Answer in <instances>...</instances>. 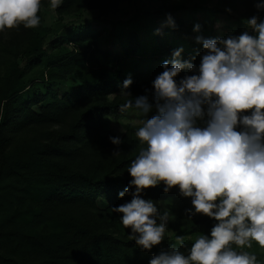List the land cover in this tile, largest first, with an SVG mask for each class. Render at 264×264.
<instances>
[{
	"label": "trees",
	"instance_id": "16d2710c",
	"mask_svg": "<svg viewBox=\"0 0 264 264\" xmlns=\"http://www.w3.org/2000/svg\"><path fill=\"white\" fill-rule=\"evenodd\" d=\"M138 1L64 0L48 31L40 23L0 33V264H149L159 254L157 246L138 248L120 221L122 214L110 211L131 201L130 195L118 194L132 179L127 171L132 160L146 147L135 135L141 126L138 112L119 107L146 89L153 91L152 81L174 50L183 47L184 59L203 50L194 36L160 41L156 29L167 14L176 24L168 28L173 38L187 25L186 17L192 27L198 23L201 31L226 37L245 30L243 21L257 14L254 5L260 0H218L213 6L157 0L162 7L155 11L136 12L129 20L111 17V6L136 7ZM49 4L42 0L41 21ZM259 15L264 19V12ZM192 62L198 66L200 57ZM186 74L194 73L182 71L176 78ZM129 76L133 83L126 91L133 98L121 94ZM62 83L73 85L63 91ZM110 136L124 142L117 147ZM6 179L10 183L3 185ZM164 187L161 182L142 194L174 217L173 237L161 244L167 250L182 235L190 248L216 221L202 214L188 219L185 210L195 211L192 198L183 197L178 186L169 192ZM247 251L264 264V249L254 243Z\"/></svg>",
	"mask_w": 264,
	"mask_h": 264
},
{
	"label": "clouds",
	"instance_id": "9594fccd",
	"mask_svg": "<svg viewBox=\"0 0 264 264\" xmlns=\"http://www.w3.org/2000/svg\"><path fill=\"white\" fill-rule=\"evenodd\" d=\"M63 2L50 0V6L55 10ZM41 5L42 0H0V33L39 27ZM254 7L257 14L243 21L239 35L205 38L195 24L203 54L197 50L184 59L183 47L174 50L152 81L153 91L133 98L126 91L131 76L123 81L121 94L133 99L119 110L135 109L146 117L135 133L146 147L132 160L127 170L132 179L118 194L131 201L110 211L122 214V225L142 251L166 238L170 212L161 214L157 202L142 198L161 182L164 192L178 186L183 197L192 198L195 211L185 210L188 219L202 214L216 221L190 248L177 235L149 264H259L247 249L254 243L264 249V19L259 15L264 0ZM165 27L176 28L171 14L155 34ZM197 56L198 66L192 62ZM182 71L194 74L177 81ZM153 109L156 114L147 118ZM109 140L117 147L124 142L120 136Z\"/></svg>",
	"mask_w": 264,
	"mask_h": 264
},
{
	"label": "rangeland",
	"instance_id": "374dc122",
	"mask_svg": "<svg viewBox=\"0 0 264 264\" xmlns=\"http://www.w3.org/2000/svg\"><path fill=\"white\" fill-rule=\"evenodd\" d=\"M182 1H186L188 5L190 6H197V5H216L218 0H182ZM161 2H158L157 0H139L136 7L133 4L124 2V3H120L119 6H111L110 7V12H111V17H113L114 19H125V20H129L131 18H133L134 15H136L135 13L137 12V14H139V16H141L143 14V12L147 11V10H157L159 8L162 7V4H160ZM43 14H42V21H41V30H46L48 31L49 29L55 27V20L57 19V12L56 9L53 10L50 6V4L47 7H43ZM180 15V13H179ZM197 17H195L196 19H201V16L199 14H196ZM186 21H187V25L183 28L182 32H179L178 36H175L173 38V34L170 31V29H168V27L163 28L162 34H160L161 38L160 41L162 40L163 37L167 38V41L165 44H170L173 43L174 40L177 38L178 40L175 43H179L181 42L180 40H184V39H189L192 36H196L197 33L193 32V27L191 25L190 19H187L186 17ZM163 23V22H162ZM162 23H158V28H161ZM130 26V25H129ZM205 38H209V37H213L212 35L209 34V31L207 29H203L201 31V33ZM106 37H103V40H105ZM104 49L107 47L106 45H103ZM191 51V48H187V51ZM118 51L119 49H115L113 52L112 57L110 58V61L108 62V64L110 66L115 65L114 64V59L115 57H117L118 55ZM200 52L203 53V50L200 49ZM100 60H103V62L105 63V60L103 59V57H100ZM162 63V60L158 61V65H160ZM36 73V72H35ZM177 81H179L180 79L176 78ZM79 81H75V83H77ZM73 85V84H72ZM70 84L67 83H62L60 84V87L63 91H69L70 87L72 86ZM155 112V109H153L152 112H150L148 114V117H150L151 113ZM156 113V112H155ZM139 119L136 120V123L141 125V121L146 119V117L141 116L140 114H138ZM113 128L115 131H117V133L119 135L123 134V128L122 126H120L119 123L113 122ZM9 181V182H8ZM10 183L9 179L4 180L3 185L6 183ZM157 206H158V210L161 212V214H163L165 211H167L166 209H162L160 207V205H158V201H157ZM170 221H174V217L171 216ZM173 229L170 228V226L168 227L167 231H166V238L163 242L166 241V239L171 240L173 237ZM171 244H175V242H171ZM165 248V243L158 245L155 250H161Z\"/></svg>",
	"mask_w": 264,
	"mask_h": 264
}]
</instances>
